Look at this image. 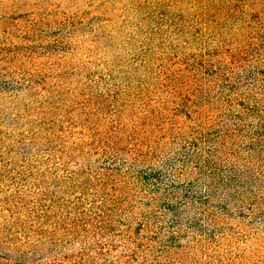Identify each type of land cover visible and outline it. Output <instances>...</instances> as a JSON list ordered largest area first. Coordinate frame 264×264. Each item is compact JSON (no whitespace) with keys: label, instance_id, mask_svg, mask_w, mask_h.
<instances>
[{"label":"trees","instance_id":"16d2710c","mask_svg":"<svg viewBox=\"0 0 264 264\" xmlns=\"http://www.w3.org/2000/svg\"><path fill=\"white\" fill-rule=\"evenodd\" d=\"M252 22L233 45L196 32L141 48L124 71L104 37L105 74L90 59L56 69L76 53L62 32L44 36L39 65L35 34L1 40L0 264H239V236L264 237V31Z\"/></svg>","mask_w":264,"mask_h":264},{"label":"rangeland","instance_id":"374dc122","mask_svg":"<svg viewBox=\"0 0 264 264\" xmlns=\"http://www.w3.org/2000/svg\"><path fill=\"white\" fill-rule=\"evenodd\" d=\"M257 18L262 22L258 29L264 31V0H0V42L23 44L28 42L27 34H35L40 44L33 45L39 53L33 61L39 65L50 62L41 53L47 51L41 43L50 40L44 36L62 32L67 37L62 48L77 45L76 53L74 59H51L56 69L90 59L95 73L105 74L113 69L115 48L107 47L104 37H111L110 46L118 47L115 56L122 63L115 67L124 71L141 48L159 51L184 41V34L200 33L199 42L208 43L209 48L222 42L233 45L236 37L244 41L242 35L255 29L252 21ZM249 20L251 24L246 25ZM60 24L63 28L58 31L55 27ZM236 247L239 264H264L263 236L247 240L239 236Z\"/></svg>","mask_w":264,"mask_h":264}]
</instances>
